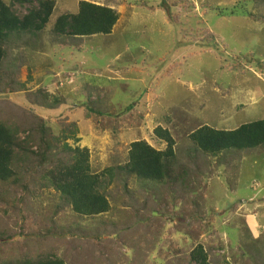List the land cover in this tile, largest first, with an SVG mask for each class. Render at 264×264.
<instances>
[{
    "label": "rangeland",
    "instance_id": "374dc122",
    "mask_svg": "<svg viewBox=\"0 0 264 264\" xmlns=\"http://www.w3.org/2000/svg\"><path fill=\"white\" fill-rule=\"evenodd\" d=\"M77 1L54 0L43 31L15 43L18 48L10 58L19 53L28 60L15 69V80L25 89L16 85L11 103L3 102L9 95L0 94V117L22 127L31 124L24 113L28 92L42 89L63 100L55 110H43L56 114L47 124L76 122L78 145L89 150L94 172L124 165L135 141L164 149L163 142H154L157 126L170 130L177 161L189 172L186 189L178 183L153 184L143 194L135 192L136 211L123 208L127 198L117 181L109 189L111 210L103 216L79 220L64 206L53 225L63 232L80 223L82 233L74 229L76 233L56 242L48 238L44 250L52 248L65 264H187L190 251L201 244L213 264H264V147L228 150L218 158L201 156L194 164L188 139L201 125L234 130L264 120V72L256 63L242 73L229 68L236 56L264 64V0H189L193 8L181 13L178 25L169 17L179 9L158 8L162 0H86L119 13L111 33L82 38L54 34L55 19L76 12ZM205 30L213 41L208 42ZM90 108L110 115L87 116ZM139 186L134 178L128 181L130 191ZM59 203L53 189L29 200L33 216L46 227L52 226ZM134 219L140 220L136 232ZM103 221L112 226L102 230L99 250L89 231L98 232ZM3 229L20 231L0 210ZM65 239L76 245L65 246Z\"/></svg>",
    "mask_w": 264,
    "mask_h": 264
},
{
    "label": "trees",
    "instance_id": "16d2710c",
    "mask_svg": "<svg viewBox=\"0 0 264 264\" xmlns=\"http://www.w3.org/2000/svg\"><path fill=\"white\" fill-rule=\"evenodd\" d=\"M54 4V0H9L7 3L0 0V94L9 95L3 102H12L13 97H10V94L17 91L16 85L19 91L25 89L24 84L16 82L15 69L28 60L19 53L10 58L17 50L15 48H18L15 43L21 44L30 37L35 38L37 33L43 31L49 22ZM161 4L166 6L161 7ZM161 4L157 7L167 12H170L171 8L179 9L180 12L169 17L176 25L179 24L181 13H187L193 8V3L189 0H162ZM118 18L119 13L113 8L81 0L78 2L77 11L57 17L51 30L54 34L67 38L108 35ZM205 32L209 38L208 42L213 41L214 35L208 30ZM251 63H256V68L264 72V64L245 56H236L235 63L229 68L233 72L242 73ZM28 94V107L24 113L32 120L31 124L22 127L18 123L14 124L12 119H6V116L0 117V210L5 217L11 219L13 227L16 228L17 224L20 228L17 234H8L7 229L0 230V264H65L63 259L51 252L52 248L50 251L44 250L46 245L43 241L49 238L56 242L59 237L62 239L71 232V235L76 233L74 229L82 233L83 227L80 223H75L70 225L73 228L65 227L66 230L62 232L53 225V217L62 212L64 206L79 217V220L91 221L94 217L109 213V197L112 195L109 189L115 181L120 183L124 198H127L123 208L131 207L135 211V192L143 194L146 188L153 184L174 187V184L178 183L181 188L186 189V174L189 170L186 165L178 163L174 151L176 142L168 128L157 126L153 130L155 144L160 145V142H163L164 149H156L144 140L135 141L129 145L128 159L124 165L94 172L90 164L89 150L78 145L80 139L77 138L79 132L76 122H63L65 125L62 124V127L51 121H48L51 126L47 124V119L52 120L56 114H45L43 110H55L63 103L61 97L52 96L42 89ZM96 110L90 108L87 116L94 114L101 119L110 115ZM128 110H131V106L125 109ZM188 139L193 147L190 160L194 164L201 156L218 158L219 155L228 153V150L264 147V120L242 124L234 130H217L201 125L189 132ZM68 140L73 141V146ZM131 178L139 183L137 190L130 191L128 188ZM49 189L56 192L61 203L53 209L50 218L52 226L46 227L43 219L33 216L29 200L33 194H41L43 190ZM20 193L21 196L18 197ZM177 204L175 202V205ZM162 206L170 209L167 204L162 203ZM134 220L136 225L133 232H136L140 220ZM102 223L105 224H101L102 228H98V232H95L92 223L88 225L90 230H94L89 233L91 238L96 240L94 244L97 246L98 238L103 234L102 230L111 224L106 227L104 225L107 221ZM140 227L144 228L146 224H141ZM23 233L25 235L21 240L20 235ZM88 246L90 248L92 245ZM172 249L174 251V247ZM187 264L213 263L209 261L203 246L197 244L190 251Z\"/></svg>",
    "mask_w": 264,
    "mask_h": 264
},
{
    "label": "crops",
    "instance_id": "0c3cea01",
    "mask_svg": "<svg viewBox=\"0 0 264 264\" xmlns=\"http://www.w3.org/2000/svg\"><path fill=\"white\" fill-rule=\"evenodd\" d=\"M79 1H81V0H78V1H77V5H78V2H79ZM85 1H86V0H85ZM92 3H94V2H92ZM98 5H99V4H98ZM54 6H55V4H54ZM106 6H108V5H106ZM110 8H111V7H110ZM112 8H113V7H112ZM74 13H75V12H74ZM75 236H76V235H74V237H75ZM69 244H70V245H69ZM66 245H67L68 247H72V245L75 246L76 244H75V243L71 244V243H69V242L66 241L65 246H66ZM64 262H65V261H64Z\"/></svg>",
    "mask_w": 264,
    "mask_h": 264
}]
</instances>
